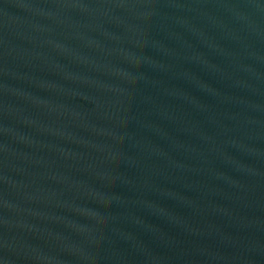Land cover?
I'll list each match as a JSON object with an SVG mask.
<instances>
[{
  "label": "water",
  "instance_id": "95a60500",
  "mask_svg": "<svg viewBox=\"0 0 264 264\" xmlns=\"http://www.w3.org/2000/svg\"><path fill=\"white\" fill-rule=\"evenodd\" d=\"M0 264H264V0H0Z\"/></svg>",
  "mask_w": 264,
  "mask_h": 264
}]
</instances>
